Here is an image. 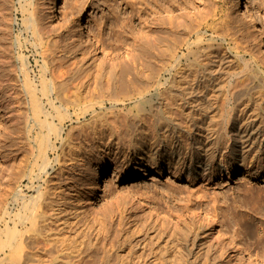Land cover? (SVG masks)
<instances>
[{
	"label": "rangeland",
	"instance_id": "1",
	"mask_svg": "<svg viewBox=\"0 0 264 264\" xmlns=\"http://www.w3.org/2000/svg\"><path fill=\"white\" fill-rule=\"evenodd\" d=\"M19 1L0 0V217L5 209L14 206L9 194L16 184L28 199L37 195V189L43 191L49 185L62 210L59 217L54 216L61 230H50L48 236L64 239L66 245L61 249L59 243L50 242L53 254L45 264H190L198 257L204 264H264V56L261 44L252 35L256 26L233 8V0H174L172 14L162 0L157 10L151 2L141 6V12L133 7L139 14L125 3L129 0H61L58 9L68 17V28L61 26L60 18H51L48 0H29L30 11L43 30L47 78L55 77L67 99L96 104L107 100L109 93L124 97L134 93L135 88L150 87L152 81L139 70L143 61L150 64L156 81L163 83L170 82L177 72L189 81L190 76L201 77L199 87L208 91L216 106L228 100V107L233 109L231 117L237 120L240 130L256 134L254 149L245 162L238 160L241 168L231 169L229 177L216 175L212 182L200 177L187 180L181 179L183 172L178 170L123 179V169L143 170L149 160H160L163 154H158L155 146H148L147 140L133 141L132 149L127 142L142 131V122L136 123L132 133L124 129L125 117H133L129 112L140 98L122 101L115 108L107 102L95 107L85 118L77 120L73 115L66 122L59 144L63 163L57 165L54 162L57 155L51 153L55 164L49 168L50 177L42 175L43 180L35 179V185L29 175L21 174L29 151L20 134L19 117L25 110L21 68L24 63L27 73L32 71L31 79H36L39 85L43 62L39 53L34 55L31 43L26 42L28 36ZM241 1L257 15V27L264 31V0ZM146 5L148 9L144 8ZM143 8L148 14H142ZM169 17L174 18L172 31L167 22ZM85 21L88 28L81 33L79 27ZM169 34L175 43L170 44ZM151 45L160 48L159 61L151 59L154 57ZM188 46L193 53L190 60L186 59ZM163 66L170 72L159 70ZM112 71L116 75L111 78ZM158 93L152 88L143 98L157 101ZM218 113L217 109L209 115ZM94 117L101 119L102 126ZM147 119L146 123L151 124L152 120ZM118 124L122 125V133ZM186 133H190V128ZM162 138L166 145V138ZM231 161L235 163L234 159ZM160 162L168 165L165 158ZM31 184L33 190L29 189ZM249 188L259 196L248 193ZM128 196L142 205L130 203ZM125 202L133 207V213H124L123 217ZM201 202H206L204 209L199 205ZM111 209L114 221L110 223L109 218V230H104L94 216ZM206 214L215 217L217 224L201 229ZM135 215L140 219L137 224ZM149 225L156 230H150ZM174 232L184 241V247L191 250L184 260L159 255L162 251L158 249L162 247L156 242H162L163 234ZM190 232L199 238L195 247L190 245ZM132 233L137 235L132 243L134 250L126 260L123 256L130 248L122 250L114 246L121 245ZM68 238L81 248L82 256L75 259ZM4 257V253L0 255L1 264Z\"/></svg>",
	"mask_w": 264,
	"mask_h": 264
},
{
	"label": "bare ground",
	"instance_id": "2",
	"mask_svg": "<svg viewBox=\"0 0 264 264\" xmlns=\"http://www.w3.org/2000/svg\"><path fill=\"white\" fill-rule=\"evenodd\" d=\"M30 1H19L21 6L20 9H22V13L24 14L23 28L28 36L26 42L29 44L31 43L36 52L34 55H38L39 53L43 62L42 66H40L41 70L39 71V85H37L36 79H31L32 71L27 73V68L24 63L21 68V73L24 74V80L22 85L23 89L21 91L22 93H20L24 97L25 110L22 118L19 117L21 121L20 134L23 135L22 138H25V141L28 144V146H26L29 148V151L27 149L28 152L25 155L26 167L24 171H21V174L26 176L29 175L32 184L35 179L41 178L40 180H43L42 175L47 176L49 168L52 167L53 164L56 163L57 165H62L64 154L61 155L59 144L64 135V126L73 115L77 117V120H80L82 117L85 118V116L95 107L102 106L107 102L113 103V108H115L122 101H130L136 98L140 99H138L136 106L129 112L133 117L131 115V119L125 117L124 125L125 122L126 125L124 129L128 134L129 132L132 133L136 128L137 122H142L143 127H141L142 131L140 130L141 132L139 133L136 129L137 133L134 135L132 134L133 137L127 142H130L131 148L133 145L132 143L140 140H143V143H145V140H147V145L158 148V154L161 152L163 157L160 160L157 158L149 160L147 168L143 170L142 168H140L141 170L138 169L141 173L138 170L132 171L130 168L123 169L121 178L134 179L139 175L159 176L167 171L178 172V170H180L183 172H180L181 179L193 180L200 177L203 180L212 182L216 175L229 177L231 169L241 168V166L238 165V160L243 159V162H245L247 154L251 149H254L252 148L255 137H253V135L256 134L253 132V134L249 135V131L243 132V130H240V125L237 120L232 119L231 117L233 109L228 107V100H223V102L225 101L224 103H217L216 106V102L208 97V91L199 87L201 84L200 80L202 79L199 76H190L191 79L189 81V79L185 80L182 77H179V72H177L171 78L170 82L166 81L163 83L159 80L156 81V76L153 77L152 69L149 67L150 64H146L142 61L139 70L147 74L145 76L147 80L152 81L151 83L148 81L151 85L150 87L145 89L135 88L133 90L134 93L130 92L131 94H127L124 97L123 95L121 97L120 94L117 95L112 92L113 94H108L109 96L107 100L96 104L81 103L72 98L70 100L67 99L61 86L56 83L55 77L51 75L47 78V68H45L47 67V62L44 57L46 52L44 47L46 45L42 33L43 30L36 15L30 11V6L32 5L30 4L32 3ZM60 2L61 0H48V12L49 15H51V18L61 19L62 27L68 28L70 21L68 20V17L62 15V12L58 9ZM149 2L154 4L156 10L160 9V0H129L125 3L132 8H135L136 6L138 8L137 10L141 12V6L143 7L145 4L149 5ZM162 2H165V4L168 5V12L172 14L171 12H174L173 10L175 8V1L162 0ZM146 7H148L147 5L144 8L148 9ZM134 8L132 10L137 11ZM144 8L142 14L147 13L146 10L143 12ZM233 8L236 11L243 13L245 18L256 26L252 29V35L257 39V42L261 44V55L264 56V31L257 27V15L248 6L245 7L241 0H233ZM140 12H138V14ZM167 22L172 31L174 28V18L169 17ZM79 28H81V33L87 30L88 26L86 25V21L82 23ZM185 29L189 30V26L186 24ZM168 37L170 39V44L175 43L176 40L170 36V34ZM17 42H20L19 39H17ZM186 44H188V40L185 42V45ZM12 45H14L13 42ZM20 46L23 48V43ZM149 48L154 52V57H156H151V59H155L154 61H157L156 59H158L159 61V58L162 57L160 54V48L152 45L149 46ZM39 50H41V52H39ZM188 51L186 59L190 60V55L193 54L190 51V46H188ZM144 55H146V53H144L143 56ZM173 58V55H171V67ZM156 63L157 62H155V64ZM159 70H167V66H163V68H159ZM167 71L170 72L169 69ZM115 75L116 74L113 71L110 73L111 78L115 77ZM152 88H156L157 91L160 92L158 93V100H144L143 97L150 93ZM154 98L156 97L154 96ZM217 109L219 111L218 115H209ZM147 117L150 121L152 120L150 122L149 119H147L151 124L146 123L145 118ZM95 118L96 117H94L93 120ZM94 121L97 122L99 126H102L101 119H96ZM129 122L131 124H129ZM145 123L149 126L144 125ZM117 126L122 133V125L121 127L119 124ZM187 128H190L189 134L186 133ZM198 131L200 133H197ZM113 132H117L120 135L118 130H114ZM162 136L167 140L166 145H164ZM125 137L127 138V135H125ZM32 141H34V146ZM60 147L62 148V144ZM54 152L57 155V158L54 161L55 163L52 162L50 158L51 153ZM62 153H64V151ZM110 158L112 163H116L114 158ZM164 158L167 160L168 165H164L160 162ZM232 159L235 160V163H232ZM49 181L50 180H48V182ZM45 187L43 191L37 189V195L31 197V199H28L27 196L23 195V189L21 190L17 184L15 185V188L11 190L9 196L12 197L14 206L5 209L3 215L0 217V230H2V233L0 234V255L3 253L5 254V257L2 259V264H45L50 260V256L53 254V252L50 251V242L59 243L61 249L65 247L66 244L64 239L48 236L50 230H61L59 225L55 223L54 216L59 215L62 207L57 204L56 197L52 194V188L49 185ZM33 188L34 186L29 187V189L32 190ZM246 191L259 196L253 188H249ZM127 198L130 203H135L136 206L140 207L142 205L140 202L136 201L134 197L128 196ZM129 202L123 204V217L124 213H133V207ZM204 203L201 202L199 205L203 207L206 205ZM207 207L208 206H206V209ZM204 208L205 207H203V209ZM114 215V210L111 209L110 211L105 210L104 214L101 216L97 215L94 217L97 224H100L104 230H109L107 227L108 219L110 218L112 220L110 223H113ZM203 217L201 220V229L208 227L211 224H217L215 217H212L211 215L209 216L208 214H206L204 218ZM139 220L140 219H138L137 215H135V224L139 223ZM169 223L170 225H176L173 222ZM121 225L122 219L119 226ZM149 227L151 228L150 230H156L152 225H149ZM136 230L138 229L136 228ZM26 234L30 235L26 236ZM136 236L135 233H132L124 239L123 243L119 242L121 245L114 246V249L120 248L124 250L125 247L130 248V252L123 256L126 260L129 259L131 255L130 253L134 250V245L132 246V243H134ZM184 236H187V233H184ZM70 238H68V243L72 248V253L75 255L76 259L78 256H82L81 248H77V244H75L74 241H71ZM161 239L162 242H156V245L160 248L162 247L161 249H158L162 251V253L159 254L162 257L169 255L173 259L179 258L184 260L190 256L191 250L184 247L186 244L179 238L176 232L163 234ZM162 243L164 246H161ZM198 243L199 238L197 235L190 232V245L195 247ZM225 250L228 251V248L225 247ZM41 254H44V256H41ZM202 262L203 259L198 257L196 258V262H190V264H204Z\"/></svg>",
	"mask_w": 264,
	"mask_h": 264
}]
</instances>
